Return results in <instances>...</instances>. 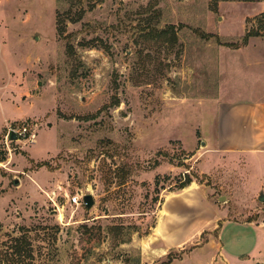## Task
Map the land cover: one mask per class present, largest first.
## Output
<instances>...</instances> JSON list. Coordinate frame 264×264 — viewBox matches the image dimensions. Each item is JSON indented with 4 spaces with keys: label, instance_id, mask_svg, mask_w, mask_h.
I'll return each instance as SVG.
<instances>
[{
    "label": "rangeland",
    "instance_id": "rangeland-1",
    "mask_svg": "<svg viewBox=\"0 0 264 264\" xmlns=\"http://www.w3.org/2000/svg\"><path fill=\"white\" fill-rule=\"evenodd\" d=\"M258 96L264 0H0V264H264Z\"/></svg>",
    "mask_w": 264,
    "mask_h": 264
},
{
    "label": "crops",
    "instance_id": "crops-1",
    "mask_svg": "<svg viewBox=\"0 0 264 264\" xmlns=\"http://www.w3.org/2000/svg\"><path fill=\"white\" fill-rule=\"evenodd\" d=\"M262 97H255L254 100H245L238 104H232L230 108H228L225 112L226 121L228 124L226 126V131L230 122V119H234L238 126L234 134H232V138H229L226 133L224 134V138L228 139L229 147H226L224 151L232 152V153H247L251 155L253 152L259 151L258 154H262L264 156V99ZM222 121L219 126V130H221ZM228 133H233V130L228 131ZM222 150L223 148H219ZM244 224L249 226H254L259 229L257 237L255 241H253L252 246H250V250L246 256L242 254H231L224 253V250L221 245V250L223 256L230 260H238L243 259V257H249L255 259L256 251H258L259 247H264V224L259 223L258 225L252 224L249 222H244ZM260 254V253H258ZM230 257V258H229ZM239 259V260H240ZM257 260V259H255Z\"/></svg>",
    "mask_w": 264,
    "mask_h": 264
},
{
    "label": "built area",
    "instance_id": "built-area-1",
    "mask_svg": "<svg viewBox=\"0 0 264 264\" xmlns=\"http://www.w3.org/2000/svg\"><path fill=\"white\" fill-rule=\"evenodd\" d=\"M10 133H13L15 135V140L13 142L16 143H23V144H33L36 141V134L35 130L31 129L28 125H21L20 127H14V125H10L7 127L6 132V141H12L10 140ZM65 197L68 199V202L73 205H79L81 204V198L78 196H72L68 197L65 195Z\"/></svg>",
    "mask_w": 264,
    "mask_h": 264
},
{
    "label": "water",
    "instance_id": "water-1",
    "mask_svg": "<svg viewBox=\"0 0 264 264\" xmlns=\"http://www.w3.org/2000/svg\"><path fill=\"white\" fill-rule=\"evenodd\" d=\"M10 140H15V135L13 133H10ZM82 201V204L87 208V209H90L91 206L94 204V201L92 199V197L90 195H87V196H84L82 197L81 199ZM258 200L259 201H264V195L263 194H260L259 197H258Z\"/></svg>",
    "mask_w": 264,
    "mask_h": 264
},
{
    "label": "trees",
    "instance_id": "trees-1",
    "mask_svg": "<svg viewBox=\"0 0 264 264\" xmlns=\"http://www.w3.org/2000/svg\"><path fill=\"white\" fill-rule=\"evenodd\" d=\"M237 1H255V0H237ZM168 28H170V29L172 30L171 27H168ZM162 32H163V31H162ZM248 34H249V33H248ZM246 37H247V36H246ZM246 37H245V39H246ZM191 182H192V181L189 179L188 176H187V177H184V180H183V182H181V184L179 185L178 189H179V190H182V189L186 188Z\"/></svg>",
    "mask_w": 264,
    "mask_h": 264
},
{
    "label": "bare ground",
    "instance_id": "bare-ground-1",
    "mask_svg": "<svg viewBox=\"0 0 264 264\" xmlns=\"http://www.w3.org/2000/svg\"><path fill=\"white\" fill-rule=\"evenodd\" d=\"M189 190H191V187L190 186L188 188H186V191H189ZM60 217H61V215H60Z\"/></svg>",
    "mask_w": 264,
    "mask_h": 264
}]
</instances>
